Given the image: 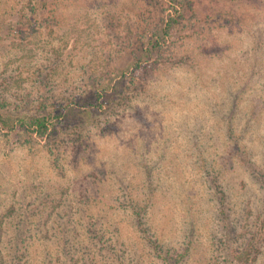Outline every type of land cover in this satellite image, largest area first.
<instances>
[{
	"label": "rangeland",
	"instance_id": "1",
	"mask_svg": "<svg viewBox=\"0 0 264 264\" xmlns=\"http://www.w3.org/2000/svg\"><path fill=\"white\" fill-rule=\"evenodd\" d=\"M262 217L264 0H0L5 264H264Z\"/></svg>",
	"mask_w": 264,
	"mask_h": 264
},
{
	"label": "trees",
	"instance_id": "2",
	"mask_svg": "<svg viewBox=\"0 0 264 264\" xmlns=\"http://www.w3.org/2000/svg\"><path fill=\"white\" fill-rule=\"evenodd\" d=\"M177 15H178V17H176V18H171V16L169 17V20L167 21L166 26H165L166 30H164V32H165L164 34L171 33V31L173 29L172 26H173L174 22L176 20H180V17L184 18V14L183 13L181 14V12L179 10L177 11ZM151 31H152V33L150 35L148 34L149 37H150V39H148V40L149 41L150 40L153 41V39H155V41H153V43H152L153 44L152 47L153 46L154 47H159V45H160L159 40H163L162 43H166V40H164L163 34L158 31L157 26L153 27V29H151ZM140 61L141 60H139V62L134 63V66H135L136 70H139L141 68V66L139 64ZM125 76H126V74L122 73L120 75L119 79L116 80V82L113 83V88L114 89H117L118 87H120L122 85V83L124 81L122 78H124ZM55 117H58V116H55ZM23 121H24L23 124L27 127V129L30 131L32 136L36 135L38 138L44 139L50 133L49 130H50V125H51V121H52V117L50 115L39 114L37 116L30 117L29 119H24ZM136 211H138V208H136ZM139 222H140L141 225L143 224L142 220L140 219V217H139ZM262 223L264 225V218H263V222ZM262 227H264V226H260L258 232H256V233H254V231L251 232V234L254 233L252 235L253 237L250 238L249 240H247V243L240 250V252H237V255H239V258L236 260L237 262H246V261H248V258L251 255V253H253V250L255 248H258L256 243L258 242L260 236L263 235V238H264V234H262ZM142 229L146 232L145 228H142ZM150 242L152 244H154L156 242V240L150 239ZM156 244L158 246L156 255H160L161 250H159L158 243H156ZM189 249H190L189 247H188V249L186 248L184 250V253L187 254L189 252ZM3 253H4L3 249H0V264H5L3 262V258H4V254ZM166 253H167V255H166V264H182L181 263V259L184 256V253L182 251L180 253L175 254V255L170 253V251H166ZM232 255H233V253H232ZM24 256H27V254H23V257ZM48 256H50L48 254V251L47 250L44 251V258L46 259V262L49 264V259L50 258L48 259ZM68 257L70 259H73L70 256H68ZM12 258L16 259V261H17L18 260V254H16V256H14ZM57 259H60V257H57ZM43 263H45V262L43 261ZM14 264H17V262L16 263L14 262ZM18 264H20V263H18Z\"/></svg>",
	"mask_w": 264,
	"mask_h": 264
}]
</instances>
